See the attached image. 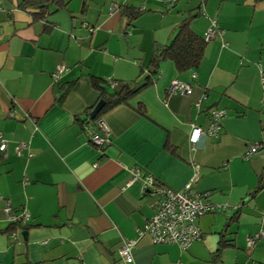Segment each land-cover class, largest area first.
<instances>
[{
    "label": "crops",
    "instance_id": "obj_1",
    "mask_svg": "<svg viewBox=\"0 0 264 264\" xmlns=\"http://www.w3.org/2000/svg\"><path fill=\"white\" fill-rule=\"evenodd\" d=\"M25 1L0 0V134L9 142L0 155V264H125L118 249L128 240H138L133 264H264V242L247 247L264 230V0H63L44 21ZM200 7L193 32L204 38L213 21L223 32L201 65L179 73L164 62L156 83L103 114L112 144L93 146L83 129L100 97L93 78L138 81L155 48ZM63 62L69 70L56 85ZM174 80L193 94H169ZM215 108L227 112L221 136L193 152L192 132L209 127ZM196 166L195 190L221 206L199 219L202 239L186 249L138 239L157 197L131 170L180 191ZM7 204L32 215L27 227L6 232Z\"/></svg>",
    "mask_w": 264,
    "mask_h": 264
},
{
    "label": "built area",
    "instance_id": "obj_2",
    "mask_svg": "<svg viewBox=\"0 0 264 264\" xmlns=\"http://www.w3.org/2000/svg\"><path fill=\"white\" fill-rule=\"evenodd\" d=\"M173 2H177L174 0ZM223 32L215 21L211 22L210 28L204 34L206 43L216 39ZM69 68L65 62L59 64L54 74L55 84H60L64 74ZM193 78H196L194 73ZM261 82L264 87V69L261 68ZM192 85L174 80L171 83L169 94L189 97L193 94ZM206 97L198 100L195 107L200 110L202 102ZM227 116L224 109H211L209 111L210 125L206 130L194 128L191 135V150L198 152L206 140L217 139L222 133V120ZM83 129L88 135L90 143L96 148L103 150L112 144L111 132L103 122L102 118L97 121L88 119L83 123ZM26 144H20L17 148V156H22ZM259 145L252 146L246 152L245 158L249 159L260 151ZM9 142L0 134V155L7 157ZM133 181H140L145 195L157 197L156 211L154 216L148 220L142 230L138 231V239L149 237L154 244H177L183 249L202 239V230L199 226V219L209 213L221 210V206L209 201L208 194H201L194 188V183L200 174V166L195 167V174L192 181L186 184L183 190L174 191L162 186L153 176L142 177L138 169H132ZM238 209V207L234 208ZM7 221L12 225L26 227L32 220V215L27 210L14 212L10 204L4 209ZM264 222V214L262 216ZM15 238V234L11 236ZM264 242V230L247 239V247L253 249L258 243ZM138 240L125 241L118 249L121 260L125 264L134 263V253Z\"/></svg>",
    "mask_w": 264,
    "mask_h": 264
},
{
    "label": "trees",
    "instance_id": "obj_3",
    "mask_svg": "<svg viewBox=\"0 0 264 264\" xmlns=\"http://www.w3.org/2000/svg\"><path fill=\"white\" fill-rule=\"evenodd\" d=\"M209 0H201L204 6ZM55 7L60 10L65 7L63 0H26L22 4L24 10H34L32 13L35 21H44L52 13L51 8ZM202 7L198 9L193 15H189L179 26L177 33L171 41L164 45L156 47L152 56L148 70L142 71L141 78L133 83L122 82L117 80H105L100 78H93L92 84L98 89L100 97L98 102L90 108L87 112L89 119L97 121L102 118L103 114L112 110L122 104H127L131 98L138 95L145 88L157 82L160 76L161 66L166 61H172L179 73H186L197 69L205 59V50L207 43L204 38L194 33L191 25L192 22L202 13ZM127 12V10H124ZM131 16L129 19L133 18ZM136 17V16H135ZM70 88L64 87V92L61 101L69 92ZM103 101L104 108L97 116L92 119L90 114ZM201 110V109H200ZM18 225H11L9 230L11 233L17 229ZM27 227V226H26ZM222 252V247L217 252L216 257L219 258Z\"/></svg>",
    "mask_w": 264,
    "mask_h": 264
},
{
    "label": "water",
    "instance_id": "obj_4",
    "mask_svg": "<svg viewBox=\"0 0 264 264\" xmlns=\"http://www.w3.org/2000/svg\"><path fill=\"white\" fill-rule=\"evenodd\" d=\"M105 103L103 101L99 102V104L95 107V109L91 113V118L96 119L97 116L100 114L102 109L104 108ZM23 236H26V233L23 234Z\"/></svg>",
    "mask_w": 264,
    "mask_h": 264
}]
</instances>
